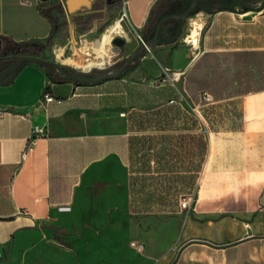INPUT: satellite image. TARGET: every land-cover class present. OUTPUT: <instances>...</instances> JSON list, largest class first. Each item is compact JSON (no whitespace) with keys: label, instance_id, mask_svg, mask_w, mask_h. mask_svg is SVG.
<instances>
[{"label":"crops","instance_id":"obj_1","mask_svg":"<svg viewBox=\"0 0 264 264\" xmlns=\"http://www.w3.org/2000/svg\"><path fill=\"white\" fill-rule=\"evenodd\" d=\"M183 2L91 0L90 6L70 13L66 0H0V41L7 37L47 45L54 24L46 6L52 7L58 22L72 16L82 23L96 16L99 24L109 19V13L120 16L125 9L127 24L123 23L132 37L136 34L148 42L154 40L152 51H164L161 47L169 44L159 42L181 32L184 18L178 17L181 11L173 8ZM214 7L205 13L207 21L194 56L187 55L175 65L184 70L175 103L181 106L184 98L191 108L178 109L180 124L166 131L203 135L207 143L190 212L177 205L175 210L138 214L132 204L128 166L114 149L81 170L69 202L50 201L47 133L62 140L128 138L158 132L153 128L139 131L131 120L137 117L136 112L159 108L169 99L146 91L147 86L156 84L151 79L161 74L156 58L144 60L149 78L142 81L110 77L88 84L55 82L43 65L30 62L10 82L0 83V243L10 256L0 264H11L19 258L27 236H53L57 229L64 231V239L68 238L62 218L64 211L74 209L75 190L86 173L90 188L96 181L107 180L98 194L90 197L92 201L98 196L103 206L92 233L99 238L111 233L118 252L116 259L105 260L99 256L103 253L99 248L93 264H264V0L256 6L218 0ZM89 31L96 33L97 25ZM196 45L197 40L191 49ZM134 83L139 84L135 87L139 93L132 91ZM46 90L62 101L45 103ZM202 93L209 94L212 101L199 102ZM185 111L198 124L185 128ZM211 112L215 118L208 122ZM36 126L44 132H34ZM195 140H188L190 147ZM122 225L131 233L126 246L120 248V237L113 231ZM82 240L84 233L75 239ZM132 240L144 242L145 249L137 251L130 245ZM77 252L84 261L86 257Z\"/></svg>","mask_w":264,"mask_h":264},{"label":"trees","instance_id":"obj_2","mask_svg":"<svg viewBox=\"0 0 264 264\" xmlns=\"http://www.w3.org/2000/svg\"><path fill=\"white\" fill-rule=\"evenodd\" d=\"M46 13L54 24L50 36L51 41L55 30L59 28V22L54 14L48 11ZM152 13L153 11L150 13L148 22L151 21ZM3 40L4 45L0 47L2 68L13 61L22 59L17 68L18 71L32 62L28 58H39L37 63L46 68L52 81H72L61 76L60 73L70 75L76 70L68 66H60L58 69L56 64L47 62L43 57L45 44L35 41L17 42L7 37H2L1 41ZM136 85L139 84L134 83L132 91L139 93L140 89L135 90ZM185 88L188 90L187 77ZM146 91L153 94L158 93L169 99L159 108L136 112L138 114L135 120L131 119V116L130 119L137 130L146 131L148 128H153L158 131L157 133L131 135L128 138L117 136L104 139L69 138L62 140L56 138L51 132L47 133L50 138V201L52 203L69 202L72 187L77 183L81 170L90 161L110 149L117 150L128 166L132 204L138 214L149 215L165 210H175L181 197L191 193L194 172L200 167V163H196L192 158L197 153L205 154L207 145L205 138L203 135L196 137L190 134L176 135L166 132L168 129H176L180 124L178 120H181V116L178 109L182 108L175 102L170 103L171 100L177 102L179 98L176 86L170 81L160 80L155 85L147 86ZM199 102L207 103L204 100ZM182 119V125L185 128L198 124L186 111ZM189 119L192 120L191 123ZM189 139H196L194 147H190ZM56 238H58L57 235Z\"/></svg>","mask_w":264,"mask_h":264},{"label":"rangeland","instance_id":"obj_3","mask_svg":"<svg viewBox=\"0 0 264 264\" xmlns=\"http://www.w3.org/2000/svg\"><path fill=\"white\" fill-rule=\"evenodd\" d=\"M214 1L218 0H184L183 4L180 7L173 8L175 12L185 13L189 6L193 3V6L187 16L182 20V29L179 35L173 36L166 41H160L159 43L169 44L167 47H161L164 51H152L151 47L143 51L142 55L134 62H131L127 65V69L123 70L121 77L124 80H135L142 81L144 77H148L144 72V60L146 57H153L158 60V64L161 67V74L152 78V83H158L159 80L163 77L171 75L173 72H182V77L184 76V70H179L175 68V65L179 60L187 55L194 56L196 49L198 48L202 30L206 23L207 10H210L214 7ZM232 1V0H231ZM259 1L263 0H243L245 4L250 6H256ZM261 6L260 4H258ZM52 13L54 10L50 6H46ZM126 13L125 9L121 11V14ZM59 16V15H58ZM117 16L115 13H109V19L104 23L99 24L96 20V16L89 17L82 23L77 22L72 16L67 19L66 17L60 18L59 28L55 30L54 37L46 45L43 57L45 60L59 64L62 66H68L74 68L76 71H82L78 66L68 62H61L56 58V55L60 51H64L66 57L73 56L75 53L78 55L82 54L81 47L83 39L86 41H92L96 37L100 36L102 32L106 29L109 23ZM122 18L123 22L127 24L122 15L117 16V18ZM116 18V17H115ZM97 22V23H96ZM197 22L201 23L200 29H198ZM97 25V32L90 33V29ZM198 29V32L197 31ZM197 33V34H196ZM120 36H118L119 38ZM117 38V37H115ZM115 38L112 43L114 47L118 50V54L115 55L112 59L110 66L106 68H93L90 70L92 74H98L105 71H111L113 73L117 72L119 67L123 65L130 56L143 47V42L141 37L136 34H133L132 39H124L123 44L117 45L115 43ZM198 38V39H197ZM142 39L145 43H148V40L142 36ZM197 40V45L194 49H191V44L195 43ZM116 77V76H114ZM149 78V77H148ZM181 81L176 82V87L181 90ZM182 109L189 110L191 105L189 101H182L180 104ZM209 107L213 108V105ZM217 109V108H216ZM209 113L208 122L215 116H211ZM216 118H219L218 116ZM194 160L197 163L203 162L204 155L197 153L193 156ZM194 183L192 185L191 192L194 193L196 187L199 183L200 173L199 171L194 172ZM81 184L75 190V203L74 209H69L64 211L62 218V224L67 231L68 238L64 239L63 230H55L53 236L45 235H31L27 236L24 243H22L20 249V256L15 261H12L11 264H91L95 260V250L101 248L102 252L99 256L105 260L116 259L118 252L112 244L114 242V237L111 233L102 234V236L92 233V227L97 226L99 222V215L103 210V206L100 202L98 196L91 201V194H98L99 190L107 184V180L96 181L90 186V177L89 174H82L80 178ZM189 192V191H188ZM84 196V197H83ZM104 201H102L103 203ZM122 207H125L124 203H121ZM108 216V215H107ZM127 227L130 226L127 222ZM120 237L118 246L123 248L126 246V240L129 239L131 233L130 228H124L120 226L118 229L113 231ZM84 233V240L75 241L78 234ZM56 235L58 238H56ZM79 251L82 256L86 258L81 260L77 255ZM98 256H96L97 258ZM10 258L7 257L0 261H6ZM93 264V263H92ZM100 264V263H95ZM105 264V263H101Z\"/></svg>","mask_w":264,"mask_h":264},{"label":"bare ground","instance_id":"obj_4","mask_svg":"<svg viewBox=\"0 0 264 264\" xmlns=\"http://www.w3.org/2000/svg\"><path fill=\"white\" fill-rule=\"evenodd\" d=\"M123 17V15H122ZM123 19H125L123 17ZM198 29L201 23L197 22ZM197 29V33L198 32ZM196 33V34H197ZM125 39H132L131 33L127 30L126 25L123 23L122 18H114L102 34L92 41H84L82 43V54L75 53L73 56L64 57L59 53L58 60L61 62H68L80 67L83 70H91L93 68H106L112 63V59L118 54V50L114 47L112 41L115 37ZM116 39V38H115ZM198 39V38H197Z\"/></svg>","mask_w":264,"mask_h":264},{"label":"water","instance_id":"obj_5","mask_svg":"<svg viewBox=\"0 0 264 264\" xmlns=\"http://www.w3.org/2000/svg\"><path fill=\"white\" fill-rule=\"evenodd\" d=\"M42 1L46 2V1H50V0H42ZM66 4L68 7V11L70 13H74L75 11L79 10L82 7L90 6L91 0H66ZM192 6H193V3L189 6V8L187 9V11L185 13L179 14L178 17L184 18L185 16H187V14L190 12ZM163 21H164V19L159 22L157 32L160 30V27H161ZM153 41H151L148 44V46H150ZM123 42H124V39L121 37L115 39V43L117 45H121V44H123ZM0 47H1V41H0ZM146 49L147 48L145 46V47H142L141 49H139L138 51H135L130 56V58L123 65H121L119 67V69L115 73H113L111 71H105V72H101L98 74H92L90 72V70L89 71L82 70V71H76L75 73L70 74V75H66L64 73H60V75L63 77H66L69 80H72V81L78 82V83H82V84L101 82V81H104L108 77H114V76L119 77L121 75V73L123 72V70L128 68L127 65L131 62H134L136 60V58H139L142 55L143 51ZM28 59H30L32 62H38V60H39V58H28ZM21 61H22V59L17 60V61H13L9 65H6L4 68H2L0 66V83L10 82L15 77V75L17 73V68L20 65ZM47 62H50V61H47ZM0 65H2V61H0ZM56 65H57L58 69L60 68V66H62L59 64H56Z\"/></svg>","mask_w":264,"mask_h":264},{"label":"built area","instance_id":"obj_6","mask_svg":"<svg viewBox=\"0 0 264 264\" xmlns=\"http://www.w3.org/2000/svg\"><path fill=\"white\" fill-rule=\"evenodd\" d=\"M63 1V0H61ZM123 17L125 18L126 13L122 14ZM87 39H83L82 41H86ZM143 45L146 46L147 49H149V46L147 45V43H145V41L141 38ZM60 53H62L63 57H64V51H60ZM59 54L56 55V58L58 57ZM58 59V58H57ZM76 66V65H75ZM182 78V72H173L171 75H168L167 77H163L160 80H168L170 81L173 85L176 86V82L178 80H180ZM159 80V81H160ZM182 100L184 101L185 99L182 98ZM202 100L206 101V102H210L212 101V98L209 94L207 93H202ZM43 101L45 103H50L51 101H58L61 102L62 100L59 98H56L51 92H49L48 90H46L43 94ZM171 103H174L176 101L171 100ZM3 113V111L0 110V115ZM34 132L36 133H42L44 132V130L42 128H40L39 126H36L34 128ZM195 202V194L193 192L181 197L180 202H179V206L181 209L186 210L187 212H190L192 210L193 204ZM130 245L135 248L137 251H143L146 247L144 242L141 241H137V240H132L130 242ZM6 256V251L4 249V247L1 245L0 243V260H2L3 258H5Z\"/></svg>","mask_w":264,"mask_h":264},{"label":"flooded vegetation","instance_id":"obj_7","mask_svg":"<svg viewBox=\"0 0 264 264\" xmlns=\"http://www.w3.org/2000/svg\"><path fill=\"white\" fill-rule=\"evenodd\" d=\"M236 1H238V2H240V3H244L243 0H236ZM56 2H57V1H56ZM149 43H150V42H148L147 45H148ZM143 47H145V45H143ZM137 59H139V58H136V60H137ZM136 60H135V61H136Z\"/></svg>","mask_w":264,"mask_h":264}]
</instances>
